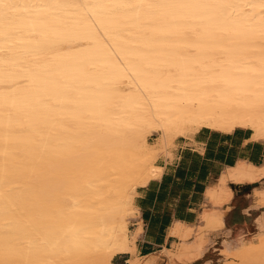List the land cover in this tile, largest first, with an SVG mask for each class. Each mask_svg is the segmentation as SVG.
<instances>
[{"label": "bare ground", "instance_id": "obj_1", "mask_svg": "<svg viewBox=\"0 0 264 264\" xmlns=\"http://www.w3.org/2000/svg\"><path fill=\"white\" fill-rule=\"evenodd\" d=\"M199 128L264 142V0H0V264H156L136 254L135 189ZM228 181L264 205V166L230 169L213 204ZM215 211L174 224L166 264L203 255ZM257 221L223 242L229 264H264Z\"/></svg>", "mask_w": 264, "mask_h": 264}, {"label": "crops", "instance_id": "obj_2", "mask_svg": "<svg viewBox=\"0 0 264 264\" xmlns=\"http://www.w3.org/2000/svg\"><path fill=\"white\" fill-rule=\"evenodd\" d=\"M170 156L159 158L156 163L162 167L160 177L135 189L137 197L134 196L133 205L137 214L134 224L141 222L142 230L135 241L136 254L148 259L151 256L156 264H163L166 257L162 249L170 250L180 240L170 234L174 224L203 227L199 224L200 215L216 210V213L222 212L219 214L222 228L218 225L208 226H214L215 230L202 228L199 235L212 244L202 256L188 264H229V257L222 252L223 242L238 246L241 240L244 243L248 240L245 233L259 230L257 220L264 215V205H256L254 188L258 182L236 184L228 181L232 195L221 206L213 204L206 193L219 185L229 170L240 162L264 166V142L255 140L249 129L235 128L227 133L199 128L188 137H178Z\"/></svg>", "mask_w": 264, "mask_h": 264}, {"label": "rangeland", "instance_id": "obj_3", "mask_svg": "<svg viewBox=\"0 0 264 264\" xmlns=\"http://www.w3.org/2000/svg\"><path fill=\"white\" fill-rule=\"evenodd\" d=\"M154 137H151L150 139H149V141H151L152 139H153ZM158 162V161H157ZM259 186V183H257V186L256 187H258ZM135 222H132L131 223V226H130V230L132 231L133 230V226H135V224H134ZM259 232V230L256 228V230L254 231V230H251V231H249L248 233H245V237L247 238L248 237V239H250V238H252L253 236H250L252 233H255V234H257ZM255 234H253V235H255ZM127 258H128V255H118V256H115L112 260H111V262H110V264H123V261H125V264H126V260H127ZM163 264H166V260H165V262L163 263Z\"/></svg>", "mask_w": 264, "mask_h": 264}, {"label": "built area", "instance_id": "obj_4", "mask_svg": "<svg viewBox=\"0 0 264 264\" xmlns=\"http://www.w3.org/2000/svg\"><path fill=\"white\" fill-rule=\"evenodd\" d=\"M123 264H125V261H123Z\"/></svg>", "mask_w": 264, "mask_h": 264}]
</instances>
